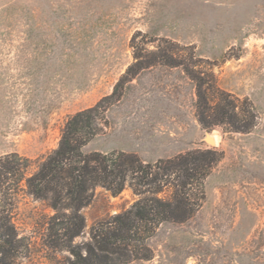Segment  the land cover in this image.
Returning <instances> with one entry per match:
<instances>
[{"label":"rangeland","instance_id":"rangeland-1","mask_svg":"<svg viewBox=\"0 0 264 264\" xmlns=\"http://www.w3.org/2000/svg\"><path fill=\"white\" fill-rule=\"evenodd\" d=\"M159 48L194 52L197 69L247 99L258 119L250 133L203 129L195 85L181 67H149L124 85L85 152L150 162L196 149L224 153L199 212L162 225L146 242L152 258L127 264H264V0H0V158H29L33 172L71 115L111 95L135 53ZM136 200L130 187L118 196L97 188L73 244L88 243L92 228ZM8 212L18 239L9 264H71L69 248L49 232L54 210L24 182Z\"/></svg>","mask_w":264,"mask_h":264},{"label":"trees","instance_id":"trees-1","mask_svg":"<svg viewBox=\"0 0 264 264\" xmlns=\"http://www.w3.org/2000/svg\"><path fill=\"white\" fill-rule=\"evenodd\" d=\"M136 36L132 47L137 50ZM176 49V48H175ZM159 48L153 54L135 53L131 65L111 95L95 106L71 115L61 130L58 147L29 170L33 161L16 153L0 158V264H9L17 247V230L8 207L14 205L24 182L28 193L45 202L55 214L48 221L56 244L69 248L71 264H127L150 260L146 242L164 224L191 220L205 200V181L224 153L217 149H196L173 158L145 161L125 151L85 152L101 132L111 106L123 96L124 85L141 70L156 65L181 67L196 88V119L203 129L228 126L230 132L250 133L257 125V113L246 99L221 90L212 72L197 69L194 52ZM120 195L130 187L137 200L130 209L92 228L91 240L74 245L86 225L82 209L88 206L97 188Z\"/></svg>","mask_w":264,"mask_h":264},{"label":"water","instance_id":"water-1","mask_svg":"<svg viewBox=\"0 0 264 264\" xmlns=\"http://www.w3.org/2000/svg\"><path fill=\"white\" fill-rule=\"evenodd\" d=\"M207 138H208V137H207ZM207 138H206V141H207L208 143L212 144V142H211L210 140H208Z\"/></svg>","mask_w":264,"mask_h":264},{"label":"bare ground","instance_id":"bare-ground-1","mask_svg":"<svg viewBox=\"0 0 264 264\" xmlns=\"http://www.w3.org/2000/svg\"><path fill=\"white\" fill-rule=\"evenodd\" d=\"M207 139L210 140L212 142V144L214 143L210 137H208Z\"/></svg>","mask_w":264,"mask_h":264}]
</instances>
